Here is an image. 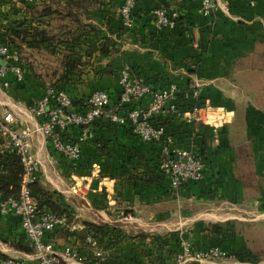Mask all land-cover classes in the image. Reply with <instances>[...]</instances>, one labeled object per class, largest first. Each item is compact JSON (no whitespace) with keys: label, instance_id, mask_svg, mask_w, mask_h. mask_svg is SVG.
I'll return each mask as SVG.
<instances>
[{"label":"crops","instance_id":"crops-1","mask_svg":"<svg viewBox=\"0 0 264 264\" xmlns=\"http://www.w3.org/2000/svg\"><path fill=\"white\" fill-rule=\"evenodd\" d=\"M75 1L81 7L73 40L49 48L22 46L24 81L15 83L8 73L4 81L9 86L0 84V114L13 113L14 127L33 133L31 153L38 162L34 178L59 193L63 207L76 220L70 236L62 232L53 236L57 251L66 246L76 249L79 258L70 264H264V254L249 242L263 235L231 232L245 225L264 228V0H254V7L241 0H212L215 9L209 17L198 13L197 0H138L130 28L120 24L123 0ZM41 4L34 0L33 7ZM60 4L64 6L63 1ZM156 5L179 10L175 28L155 26L151 11ZM17 7L9 10L0 4V24L26 15ZM43 20L39 27L47 31L49 22L71 23ZM32 21L36 25L37 19ZM69 53L83 62L80 74L55 82L51 72H60L61 59ZM124 67L155 90L177 85L176 99L166 101V106L177 104L181 112L206 107L205 122L195 132L179 119L155 118L168 125L179 145L196 144L205 164L201 181H190L177 193L168 190L157 168V147L143 142L128 122L110 121L112 115L124 117L128 111L118 102L119 72ZM50 84L66 90L75 109L98 89L110 96V107L93 124L75 162L56 153L37 132L42 119L31 108ZM79 134L72 128L63 137L76 141ZM247 165L250 177L244 172ZM86 223L110 227L106 238L114 241L103 247L101 260L71 235L83 236ZM209 224L227 225L221 244L226 256L178 261L185 242L193 253L217 243V236L206 230ZM24 247L18 220L0 213V254L37 264Z\"/></svg>","mask_w":264,"mask_h":264},{"label":"built area","instance_id":"built-area-1","mask_svg":"<svg viewBox=\"0 0 264 264\" xmlns=\"http://www.w3.org/2000/svg\"><path fill=\"white\" fill-rule=\"evenodd\" d=\"M20 3L22 0H12ZM31 4L32 0H24ZM138 0H123L119 8L120 24L130 28L133 23V11ZM182 3L184 0H177ZM198 13L209 17L215 9L212 0H197ZM249 7H254V0H241ZM151 16L158 28H175L180 17L177 8L156 5ZM13 75L15 83L24 81V72L20 64V53L0 40V84L7 88L9 83L4 81L5 75ZM118 102L127 107L126 116L112 115L110 121L123 125L128 122L132 132L140 137L143 142L157 147L159 151L158 170L168 189L180 192L188 182H199L205 174V164L196 144L179 145L175 141L167 124L156 123L155 118L160 117L166 121L174 118L183 121L192 132L205 122L206 107H191L180 111L177 104L166 106V101L176 99L178 87L169 84L164 89L155 90L142 78L135 76L132 71L124 67L119 72ZM192 96L198 93L192 89ZM146 102V105L143 104ZM110 96L105 90L98 89L92 92L83 101L80 109L73 107L72 97L66 90L49 86L44 90L43 96L33 105L31 113L42 119L37 132L48 142L52 149L70 161H77L81 154V144L91 137V128L99 120L104 110L110 107ZM14 115L11 112L0 114V153L14 155L22 166L20 191L16 196H11L2 201L0 213L16 218L26 240L27 247L37 264H70L69 260H77L79 252L71 246H66L62 251H57L53 236L65 229L73 231V226H68L65 217L57 216L47 211L37 210L33 201L29 185L35 180L33 174L38 168V162L31 153L30 138L32 132L18 130L14 127ZM72 128L80 130L76 141L65 139L63 134ZM48 240L45 236L48 235ZM101 260L104 258V249L92 236H86L85 243ZM226 256V251L218 246L208 247L206 250L193 253L188 243H183L182 254L178 261L194 259L205 262ZM0 264H24L18 259H7Z\"/></svg>","mask_w":264,"mask_h":264},{"label":"trees","instance_id":"trees-1","mask_svg":"<svg viewBox=\"0 0 264 264\" xmlns=\"http://www.w3.org/2000/svg\"><path fill=\"white\" fill-rule=\"evenodd\" d=\"M60 1L64 2V6L60 4ZM41 2L42 4L39 7H33L34 0H32L31 4L26 3L24 0L18 4L12 0H0V4L8 7L9 10L16 9L18 6L17 8H23L22 11L26 14L22 19L15 22L11 21L0 24V40L18 51L22 46L26 48L32 47L34 49H36L35 47L37 46L38 48L44 46H46L45 48H49L55 47L63 42L72 41L73 39L70 37L73 34V25L77 24V9L81 7V4L75 0H41ZM49 17L55 22L56 20L61 21L68 19L71 23L67 25L57 23V25L54 26L49 22L50 28L48 31L40 29L39 25L46 22L45 20L42 21V18L45 19ZM34 19H37V22L34 23L36 25L33 26L32 20ZM103 48H101V53L106 54ZM71 56L70 53L65 54L61 59L59 73L58 69L51 72L52 77H57L55 82H60L62 80L69 81L73 75L80 74V67L83 66V62H81L80 59H72ZM49 86H54V84H50ZM21 176L22 166L18 158L11 154L0 153V199L2 201L7 200L11 196H16L19 193ZM152 179L161 180V178L158 177ZM29 190L37 210L47 211L57 216L65 217L69 227L76 223L73 214L63 207L61 195L59 193L47 189L45 186L41 185L37 179L29 185ZM84 226L86 231L85 236H81L79 232L71 233V235L76 234L77 238L82 243H85L86 236L89 235L96 239L102 247H106L109 243L114 241L113 239L106 238L111 232L109 226L88 223ZM226 226V224H209L206 229L209 233L217 236V243L214 246H218L222 249L223 247L221 244L224 240V236L228 233ZM65 230H67L66 232L68 233L69 230ZM67 236H70V233H68ZM24 250L29 251L30 249L26 245ZM5 260H7L6 257L0 254V261Z\"/></svg>","mask_w":264,"mask_h":264},{"label":"rangeland","instance_id":"rangeland-1","mask_svg":"<svg viewBox=\"0 0 264 264\" xmlns=\"http://www.w3.org/2000/svg\"><path fill=\"white\" fill-rule=\"evenodd\" d=\"M259 97L261 98V100H262V95H259ZM262 102V101H261ZM245 171H247V175H248V177H250V175H251V167H249V165H247L246 166V169L244 170V172ZM249 179V178H248ZM248 184H251L250 183V180L248 181H246ZM186 226L187 225H183L182 226V228L183 229H186ZM207 227H208V225H206V229H207ZM67 230H65V231H63L61 234L63 235V236H67L68 235V233L66 232ZM233 234H235V235H237V233H239V234H241L242 232L245 234V235H250V236H253L254 234H256V233H258L259 235H263V236H261V237H263L262 239H261V237L258 239L259 241H251L250 239H249V242L251 243V245L254 247V248H256L259 252H262L263 254H264V228L262 227V225H259V226H254V225H245V227L243 226V227H241V226H239V228H238V226L233 230V231H231ZM249 238V237H248ZM253 239V238H252ZM254 244H256L255 246H254Z\"/></svg>","mask_w":264,"mask_h":264},{"label":"water","instance_id":"water-1","mask_svg":"<svg viewBox=\"0 0 264 264\" xmlns=\"http://www.w3.org/2000/svg\"><path fill=\"white\" fill-rule=\"evenodd\" d=\"M83 236H85L86 235V233H85V231H82V233H81Z\"/></svg>","mask_w":264,"mask_h":264}]
</instances>
